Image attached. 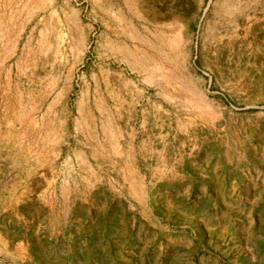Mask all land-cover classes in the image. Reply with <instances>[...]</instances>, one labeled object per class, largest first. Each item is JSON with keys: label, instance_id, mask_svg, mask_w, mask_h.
<instances>
[{"label": "rangeland", "instance_id": "obj_1", "mask_svg": "<svg viewBox=\"0 0 264 264\" xmlns=\"http://www.w3.org/2000/svg\"><path fill=\"white\" fill-rule=\"evenodd\" d=\"M263 13L0 0V264H264Z\"/></svg>", "mask_w": 264, "mask_h": 264}, {"label": "bare ground", "instance_id": "obj_2", "mask_svg": "<svg viewBox=\"0 0 264 264\" xmlns=\"http://www.w3.org/2000/svg\"><path fill=\"white\" fill-rule=\"evenodd\" d=\"M234 5V4H233ZM246 9V8H245ZM244 11V10H243ZM164 12V11H163ZM264 14V13H263ZM152 15L153 16H157V15H159V13H158V11L156 10V8H153L152 9ZM255 19V18H254ZM167 24V23H166ZM172 34V33H171ZM231 34L229 35V40H230V38H231ZM170 39V36H168L167 37V40H169ZM174 39H170L168 42L169 43H171L173 46H175V37H173ZM177 39V38H176ZM167 42V41H166ZM167 47H171L170 46V44H169V46H167ZM172 48H174V47H172ZM169 50H171V49H169ZM171 51H173V50H171ZM243 106L244 107H257V109L256 110H254V114H256V115H259V114H261L262 116L264 115V100H262V99H260V98H257V99H254V100H252V101H249V102H247V103H245V104H243ZM250 122V120H247V119H244L243 121H242V123H244V124H248ZM233 147H240L238 144H230V145H225L224 146V150H231ZM234 163H241V164H249V162H245V161H243V160H235L234 161Z\"/></svg>", "mask_w": 264, "mask_h": 264}]
</instances>
